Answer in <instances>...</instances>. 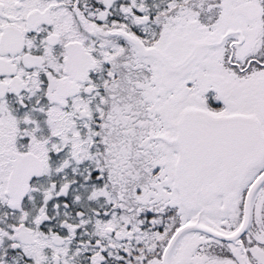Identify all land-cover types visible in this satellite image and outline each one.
<instances>
[{
  "label": "snow or ice",
  "instance_id": "obj_1",
  "mask_svg": "<svg viewBox=\"0 0 264 264\" xmlns=\"http://www.w3.org/2000/svg\"><path fill=\"white\" fill-rule=\"evenodd\" d=\"M0 264H264V0H0Z\"/></svg>",
  "mask_w": 264,
  "mask_h": 264
}]
</instances>
